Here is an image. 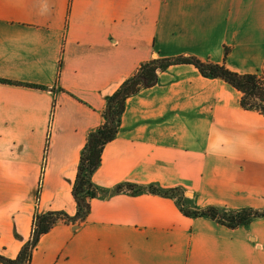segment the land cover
<instances>
[{"label":"crops","instance_id":"obj_1","mask_svg":"<svg viewBox=\"0 0 264 264\" xmlns=\"http://www.w3.org/2000/svg\"><path fill=\"white\" fill-rule=\"evenodd\" d=\"M195 57L264 77V0H0V255L36 213L77 212L73 187L107 99L154 59ZM193 65L126 102L93 182L181 188L184 205L264 210V116ZM2 264V263H0ZM31 264H264V218L236 229L176 199L118 194L42 236Z\"/></svg>","mask_w":264,"mask_h":264},{"label":"trees","instance_id":"obj_2","mask_svg":"<svg viewBox=\"0 0 264 264\" xmlns=\"http://www.w3.org/2000/svg\"><path fill=\"white\" fill-rule=\"evenodd\" d=\"M174 65H193L206 78L222 79L241 94V106L245 110L256 111L264 116V77L258 74H240L224 64L202 61L195 57L154 59L143 63L138 71L125 80L107 99L102 116L104 122L88 135L87 143L81 153L78 173L73 187V197L77 212L70 216L64 211L36 213L30 240L22 247L14 260L0 255L2 264H31L34 250L42 236L60 223L76 225L84 222L90 214V202L96 198L107 199L118 194H155L176 199L182 213L191 218H208L231 229L245 227L254 220L264 218V210L244 208L240 210L222 209L216 206L204 208L184 205L185 193L181 188L162 190L156 186L120 184L113 190L97 186L93 176L100 168L102 154L106 145L118 135L127 100L142 89L158 83L159 73Z\"/></svg>","mask_w":264,"mask_h":264}]
</instances>
